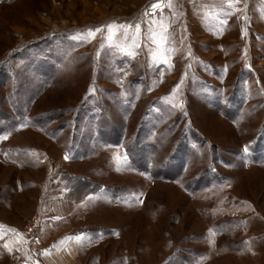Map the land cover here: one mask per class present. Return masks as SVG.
Here are the masks:
<instances>
[{
  "label": "rangeland",
  "instance_id": "obj_1",
  "mask_svg": "<svg viewBox=\"0 0 264 264\" xmlns=\"http://www.w3.org/2000/svg\"><path fill=\"white\" fill-rule=\"evenodd\" d=\"M46 128L32 255L97 186L105 257L264 264V0H0V131Z\"/></svg>",
  "mask_w": 264,
  "mask_h": 264
},
{
  "label": "crops",
  "instance_id": "obj_2",
  "mask_svg": "<svg viewBox=\"0 0 264 264\" xmlns=\"http://www.w3.org/2000/svg\"><path fill=\"white\" fill-rule=\"evenodd\" d=\"M211 5L228 9L221 2ZM211 5L205 4V7L200 2L195 9L212 10ZM211 17V14H206L204 18ZM28 133L30 136H25ZM49 140L50 131L47 128L40 131H0V256L13 264H132L126 250L124 253L114 249L111 257L104 256L108 253L101 245L104 240L101 236L105 232L97 228L102 226L98 222L95 221L96 227L84 225L80 231L74 228L75 222L87 224L93 213V217L98 218V193L85 195L74 207V210L83 208L85 202L95 204L89 208L92 214L88 217H80L77 221L73 216L62 225L60 217L53 213L52 216L60 223L42 225L38 255H32L24 245L19 234L22 225L33 213L46 214L49 203ZM53 196L60 198L58 194ZM77 232L79 236H75ZM135 264H140V261Z\"/></svg>",
  "mask_w": 264,
  "mask_h": 264
},
{
  "label": "built area",
  "instance_id": "obj_3",
  "mask_svg": "<svg viewBox=\"0 0 264 264\" xmlns=\"http://www.w3.org/2000/svg\"><path fill=\"white\" fill-rule=\"evenodd\" d=\"M160 2V3H159ZM155 3H157V2H155ZM158 3L161 5L162 3H161V1H158ZM153 4H151L150 6H152ZM149 6V7H150ZM34 232H37V228H34ZM20 237L22 238V240H23V242H24V245H26L27 247L29 246L28 244L30 243L29 242V239L30 238H28V236H27V233H25V232H22V233H20ZM29 248V247H28Z\"/></svg>",
  "mask_w": 264,
  "mask_h": 264
},
{
  "label": "trees",
  "instance_id": "obj_4",
  "mask_svg": "<svg viewBox=\"0 0 264 264\" xmlns=\"http://www.w3.org/2000/svg\"><path fill=\"white\" fill-rule=\"evenodd\" d=\"M87 187L88 186H85V189L84 190H83V188L79 187L80 188V194H81V196L82 195L85 196V195H88V194H94L98 190V187L97 186L92 187L91 190H86Z\"/></svg>",
  "mask_w": 264,
  "mask_h": 264
},
{
  "label": "snow or ice",
  "instance_id": "obj_5",
  "mask_svg": "<svg viewBox=\"0 0 264 264\" xmlns=\"http://www.w3.org/2000/svg\"><path fill=\"white\" fill-rule=\"evenodd\" d=\"M159 7H160L159 3L153 5V8H159ZM108 27H109V31L111 32V25H109ZM95 31L100 32V31H103V29H96ZM136 31H137V33H139V31H140L139 25H137ZM135 46L139 47V44H135ZM65 159H67V157H65ZM79 238L80 237H78L77 239H79Z\"/></svg>",
  "mask_w": 264,
  "mask_h": 264
},
{
  "label": "bare ground",
  "instance_id": "obj_6",
  "mask_svg": "<svg viewBox=\"0 0 264 264\" xmlns=\"http://www.w3.org/2000/svg\"><path fill=\"white\" fill-rule=\"evenodd\" d=\"M157 3H158V2H157ZM157 3H153V5H154V4H157ZM159 3H160V2H159ZM153 5L146 9V13H148V14H152V13H154V12H158V11H161V10L163 9V8H162V4L160 5L159 8H153Z\"/></svg>",
  "mask_w": 264,
  "mask_h": 264
}]
</instances>
